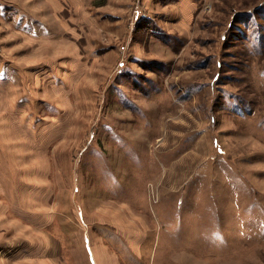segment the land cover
Returning <instances> with one entry per match:
<instances>
[{
    "label": "rangeland",
    "instance_id": "obj_1",
    "mask_svg": "<svg viewBox=\"0 0 264 264\" xmlns=\"http://www.w3.org/2000/svg\"><path fill=\"white\" fill-rule=\"evenodd\" d=\"M0 264H264V0H0Z\"/></svg>",
    "mask_w": 264,
    "mask_h": 264
}]
</instances>
